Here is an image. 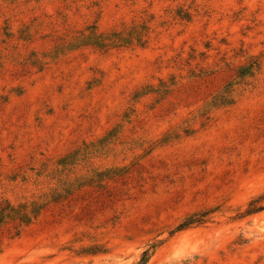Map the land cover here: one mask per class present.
Here are the masks:
<instances>
[{
  "label": "rangeland",
  "instance_id": "374dc122",
  "mask_svg": "<svg viewBox=\"0 0 264 264\" xmlns=\"http://www.w3.org/2000/svg\"><path fill=\"white\" fill-rule=\"evenodd\" d=\"M0 264H264V0H0Z\"/></svg>",
  "mask_w": 264,
  "mask_h": 264
},
{
  "label": "trees",
  "instance_id": "16d2710c",
  "mask_svg": "<svg viewBox=\"0 0 264 264\" xmlns=\"http://www.w3.org/2000/svg\"><path fill=\"white\" fill-rule=\"evenodd\" d=\"M196 221H188L187 223H184L180 226V229H184L189 227L190 225L194 224Z\"/></svg>",
  "mask_w": 264,
  "mask_h": 264
}]
</instances>
